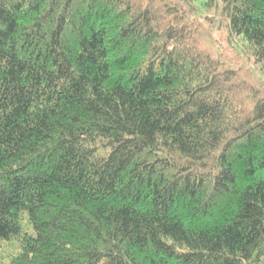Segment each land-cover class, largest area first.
I'll list each match as a JSON object with an SVG mask.
<instances>
[{
  "label": "trees",
  "instance_id": "obj_1",
  "mask_svg": "<svg viewBox=\"0 0 264 264\" xmlns=\"http://www.w3.org/2000/svg\"><path fill=\"white\" fill-rule=\"evenodd\" d=\"M0 264H264V0H0Z\"/></svg>",
  "mask_w": 264,
  "mask_h": 264
},
{
  "label": "rangeland",
  "instance_id": "obj_2",
  "mask_svg": "<svg viewBox=\"0 0 264 264\" xmlns=\"http://www.w3.org/2000/svg\"><path fill=\"white\" fill-rule=\"evenodd\" d=\"M202 1H203V0H197V3H198V4H201Z\"/></svg>",
  "mask_w": 264,
  "mask_h": 264
}]
</instances>
